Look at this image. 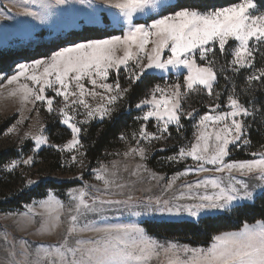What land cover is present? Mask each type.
<instances>
[{"label": "snow or ice", "instance_id": "snow-or-ice-1", "mask_svg": "<svg viewBox=\"0 0 264 264\" xmlns=\"http://www.w3.org/2000/svg\"><path fill=\"white\" fill-rule=\"evenodd\" d=\"M56 3L66 4L68 0H56ZM106 3L109 7L118 9L123 17L127 30L122 35L71 43L70 46L59 48L50 55L34 59L30 64H16V70L11 75L0 70V78L5 79L9 85L19 83L21 77H25L37 86L19 84V88L13 91L12 95L17 91L21 93L25 102L30 96L35 101H46L48 111L51 112L53 99L44 95L45 89L52 88L56 96L63 98L64 107L59 110L61 123L71 130L72 139L63 146L50 145L59 147L60 151H79L83 148L82 128L78 126V122H74L75 116L70 114L73 106L82 105L87 110L85 115L88 119L83 123H88V120L97 115L101 119L111 115L112 109L109 105L115 104L127 92V89L121 88L118 77L121 66L127 69L129 61H135L128 77L133 82L140 81L149 70H152L153 74H160L161 79L170 70H176L178 75H183L182 69L187 72V75H183V85L180 82L166 87L155 85L148 97L136 105L137 108L149 106V110L142 117L144 121L150 118L157 121L159 134L148 132L146 125H142L139 132L141 138L151 141L163 138V133L168 132L171 124H175L179 130L182 127L181 118H191L195 114L196 109H184V100L190 93L202 88L209 96L219 99L220 94L214 91L218 76H222L229 66L233 73H239L241 69H253L256 55L264 51V11L258 8L256 0H238L229 6L203 11L185 6L180 0H106ZM39 7L42 12L26 10L24 14L33 17L40 24H46L47 10L52 5L40 0ZM261 7H264V4H261ZM138 14L143 18V22L134 23L133 20ZM116 22L120 23V17H116ZM218 55L231 57L230 60L225 59V65L219 70L216 68ZM41 68L42 73L36 74V70ZM29 71L32 72L31 75H27ZM110 72L117 76L114 84L105 82ZM85 80L93 86L92 89L85 87ZM246 80L249 85L254 81L264 84V68L253 71ZM96 87L110 95L106 98V104L93 108L84 97L102 95L95 91ZM226 99L229 110L216 115L201 116L196 142L188 149L181 148L178 156L171 159L191 157L197 162V171L214 170L227 173L229 182L225 185L223 181L215 178L199 181L195 187L207 188L211 185L216 190L214 194L189 196L188 199L199 200L198 203L189 205L169 207L168 202L164 201L161 211L177 214L183 211L192 217H199L202 212L227 210L236 201L253 198V193L248 190L249 184L236 180L233 173L242 176L255 174L264 181V152L252 153L254 157L258 156L257 159L226 162L230 144L236 145L240 142L250 145L251 141L246 135L249 126L244 118L252 117L255 113L254 109L250 110L241 102L235 88L227 94ZM220 107L221 105L216 103L212 106V111ZM260 115H264V111ZM31 139L35 141L36 149L49 144L43 129L39 135L31 136ZM131 151L138 152L142 158L144 156L143 148ZM72 161H77V157L73 156ZM18 163L20 162L14 161L10 167L15 168ZM22 163L31 164L32 157ZM209 164L214 168L205 167ZM96 171V179L103 181L105 188L115 183V172L112 173L113 178L109 179L106 168ZM237 184L240 186L237 187ZM187 187L191 189L193 185L189 184ZM70 195L75 204L69 208L70 216L65 237L58 245H49L44 256L34 262L28 259L31 253L25 248L19 255L24 257L26 264H151L154 258L160 256L162 245L148 239L141 228L132 225L96 227L90 223L80 224V218L87 213H102L105 205H129L132 203L131 197L123 201L93 197L89 203L86 199L88 193L83 189ZM184 198L181 195L178 199ZM156 203L161 202L157 200ZM40 206L54 222L51 225H43V230L59 227L65 207L63 202L49 197L41 202ZM32 211L29 206V212ZM85 231L96 233V236L80 238L79 234ZM215 241L207 250H193L194 255L186 261L179 260L180 249L175 244L163 251L166 256L171 253L168 264H264V221L253 225L245 224L240 232L218 235ZM16 255L14 251L11 253V264H17Z\"/></svg>", "mask_w": 264, "mask_h": 264}, {"label": "rangeland", "instance_id": "rangeland-1", "mask_svg": "<svg viewBox=\"0 0 264 264\" xmlns=\"http://www.w3.org/2000/svg\"><path fill=\"white\" fill-rule=\"evenodd\" d=\"M45 2L51 4L52 7L47 10L48 22L40 24L33 17L24 14L26 10L42 12L43 10L39 7L40 0H0V48L34 46L36 36L41 31H45L46 36L50 38L65 36L71 31L81 29L83 26L106 27L109 25L110 28L119 30L115 35H122L127 30L119 10L109 7L106 0H84V2H81V0H68L66 4H57L56 0H45ZM258 8L260 7L258 6ZM260 10L264 11L261 8ZM116 17H120V23L116 22ZM137 21L143 22V18L139 14L133 20L134 23ZM229 43L232 44V41ZM149 48H151V45H149ZM165 54L167 55V52ZM21 63L30 64L32 61ZM134 64L135 61H129L127 69L121 66L118 79L121 88L127 89V92L115 104L109 105L112 109L111 115L105 116L103 119L97 115L95 118L88 120V123H83L88 119L85 115L87 110L82 105L73 106V109L70 110V114L75 116L74 122H78V126L82 128V144L83 136L86 135L85 131L88 130L91 124L110 119L124 108V100L131 86L137 82H133L128 78L129 70L133 68ZM220 65H222V58L218 55L216 57L217 70L220 69ZM228 69L232 71L230 66ZM15 70L8 75L14 74ZM42 71L43 68L38 69L36 70V74L39 75ZM181 71L183 75H187L186 70L182 69ZM31 74L32 72L29 71L27 75ZM146 75L160 76L158 73L153 74L152 70H149ZM183 75H178L176 70H170L168 74L163 76L164 80L162 83L156 85L166 87L176 82H180L183 85ZM116 79V74L110 72L109 78L105 82L114 84ZM24 83H27L29 87H37L25 77H21L19 83L11 85L7 84L5 79L0 78V127L7 122L9 123L4 132L0 133V154L10 149L17 150L20 153L18 157L10 159L3 166H0V203L12 201L22 191L37 185L41 181H51L58 183L59 186L56 190H49L44 198L34 200L26 204L22 209L7 210L0 206V264H11V253L13 251L17 253L15 256L17 264H26L24 257L19 255L25 248L31 253L28 259L34 262L44 256L45 249L49 245H58L66 234L70 216L69 208L75 204V201L71 199L70 193L81 189L88 193L86 199L89 203L92 202L93 197L120 201L127 200L129 197L132 198V203L129 205H105V210L102 213H87L86 216L80 218V224L90 223L96 227L132 225L143 229L148 239L162 245L160 256L154 258L151 264H168V258L171 253H169V256H166L163 249L169 248L172 244L177 245L178 249H180L178 252L180 261L190 260L194 255L193 250H207L216 242V236L240 232L243 230L244 225L240 229L217 234L206 246H192L174 239H161L150 235L144 226L145 221H197L205 216L228 212L242 203L255 202L264 193V181H261L255 174L242 176L239 173H233L232 175L236 180H243L249 184L248 190L253 193L251 200L236 201L227 210L202 212L199 217H192L183 211L177 214L175 212L169 213L160 210L164 206V201L168 202L169 207L173 205H189L199 202L198 199H188L187 197L189 196L198 197L205 194H214L216 190L211 185L207 188L195 187L199 181L215 178L223 181L225 185L229 182L227 173H218L214 170L208 172L197 171V162L191 157L176 160L171 159V157L178 156L181 148L188 149L191 144L196 142L201 116L205 114L216 115L219 112L229 110L226 99L227 94L224 98L217 87H214V91L220 94L219 99H216L215 96H209L201 88L197 92L190 93L184 100L185 111L196 109L195 114L191 118L182 117L183 119H194L191 138L182 140L178 135L177 126L171 124L169 125L168 132L163 133V138L151 141L144 140L139 135L141 126L137 131L130 130L123 134L118 146L107 150L94 166L86 156L84 145L79 151H69L67 149L60 151L59 147L50 146H63L72 139L71 130L61 123L62 117L59 110L64 107L65 102L62 97L55 95L52 88H46L44 92L46 97L53 99V111L51 112L48 111L46 101H35L30 96L28 101L25 102L22 94L18 91L15 95H12L13 91L19 88V84ZM83 83L87 89L93 88L87 80L83 81ZM95 91L102 95H86L84 97L93 108L106 104V98L110 95V93L105 92V90L99 87H96ZM148 94L145 98L148 97ZM216 103H219L221 107L213 112L212 106ZM203 105L208 109V112L196 116L198 112L202 111L200 107ZM135 109L140 110L142 118L144 113L149 110V106H143L142 108L135 106ZM142 121V125L147 126L148 132L159 134L155 118H150L148 121L142 119ZM50 125L54 127V142L51 141L47 131ZM174 127L176 130H174ZM13 129L15 130L13 131ZM41 129H43V134L48 137L49 144L42 145L39 149H36L35 141L31 139V136L39 135ZM246 135L250 139L249 127L246 130ZM27 145L29 148H27ZM45 148H50V151L47 157L42 158L39 156V153ZM137 148L144 149L143 158L138 152L131 151ZM175 148H179V150L175 153L165 154V152L172 151ZM261 152H264V145L255 148L252 141L250 145H243L238 142L236 145H229V155L225 159L226 162L249 160L246 158H234L235 156L233 155L236 153L253 157L250 159H257L258 156L254 157L252 153ZM73 156L77 157V161H72ZM29 157H32L31 164L22 163L23 160H27ZM152 158H154V165L163 167L164 169L169 167L176 171L169 174L154 170L149 166V161ZM14 161L20 163L17 164V167L11 168L10 165ZM181 166L183 168L178 170ZM205 167L214 168L210 164L205 165ZM105 168L107 169L106 175L109 179L113 178V172L116 174L115 183L108 188H105L103 181L96 179V170ZM70 183H75V185H71ZM189 184L193 185L191 189L187 187ZM117 185L121 186L117 187ZM239 186L237 184V187ZM181 195L185 198L178 199ZM49 197H55V199L63 202L65 207L60 217L61 222L59 227H52L50 230L45 231L42 226L45 224L51 225L54 222L48 218L40 204L48 200ZM157 200L161 203L157 204ZM29 206H31L32 212H29ZM26 213L27 215H25ZM33 213H38V215H33ZM257 222L259 221L250 223L249 225L256 224ZM79 235L82 239H88L95 237L96 233L85 231ZM13 245H15L14 248L12 247ZM183 249H188V251H184Z\"/></svg>", "mask_w": 264, "mask_h": 264}, {"label": "trees", "instance_id": "trees-1", "mask_svg": "<svg viewBox=\"0 0 264 264\" xmlns=\"http://www.w3.org/2000/svg\"><path fill=\"white\" fill-rule=\"evenodd\" d=\"M182 4L190 8L199 9L201 11L229 6L238 0H180ZM257 5L261 7L264 0H256ZM108 24V22H107ZM119 30L106 27L83 26L79 30L71 31L65 36L50 37L46 36L45 31L37 34L34 46L8 47L0 48V70L10 74L15 70V66L21 62H29L34 59L42 58L59 50V48L70 45L71 43L82 42L86 39H102L111 35H115ZM222 58V65H225V59L230 60V56ZM264 68V51L256 55L255 66L253 69H241L239 73H233L227 69L222 76H218L217 89L225 95L230 93L233 88L240 95L241 101L250 110H255L254 116L245 119L249 126V138L255 148L264 145V115H260L264 111V84L260 81H254L251 85L247 84V76L257 69ZM145 77H150L146 79ZM140 81L131 86L130 91L125 98L124 108L116 113L112 118L101 122L93 123L85 131L83 136V145L86 156L92 165L96 164L103 154L112 148L118 146L121 136L130 130L137 131L143 124L140 110H136L135 106L144 99L149 90L164 80L160 76L146 75ZM223 98V99H224ZM200 116L202 113L208 112L203 105L200 107ZM8 122L0 127V133L8 126ZM182 127L179 128L178 135L182 140L191 138L194 128V119H181ZM65 130V129H64ZM174 130L175 127H174ZM48 134L52 142H54V127L50 125L47 128ZM29 145V143H28ZM27 145V148H29ZM26 149V148H25ZM179 148L165 152L166 155L175 153ZM50 148L43 149L39 156L47 157ZM19 151L10 149L0 154V166H3L8 160L19 156ZM234 158H253L249 155H241L236 153ZM95 166V165H94ZM149 166L158 172H166L172 174L176 170L166 167H158L154 165V158L149 161ZM183 168L181 166L178 170ZM75 185V183H70ZM58 183L51 181H41L37 185L22 191L12 201L1 202L0 206L4 209H22L28 203L34 200L44 198L49 190H56ZM5 204L6 207H5ZM256 221H264V193L260 195L255 202H246L239 204L228 212L217 213L198 219L197 221H157L147 220L144 226L147 232L156 238H169L180 241L192 246H206L213 238L222 232H229L240 229L245 224L254 223Z\"/></svg>", "mask_w": 264, "mask_h": 264}]
</instances>
